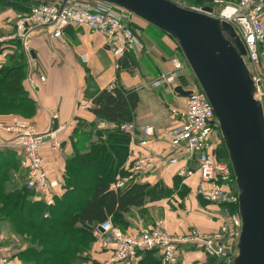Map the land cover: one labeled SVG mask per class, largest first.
Returning <instances> with one entry per match:
<instances>
[{
	"label": "trees",
	"instance_id": "obj_1",
	"mask_svg": "<svg viewBox=\"0 0 264 264\" xmlns=\"http://www.w3.org/2000/svg\"><path fill=\"white\" fill-rule=\"evenodd\" d=\"M185 1L200 8L213 7L215 11L219 5L217 0ZM218 1L226 3L238 0ZM42 3L45 2L0 0V9L3 12L14 10L19 14H26ZM135 24L136 20L132 24L134 30ZM144 29L140 39L145 46L156 44L161 51H168L161 43L166 34L164 31L149 23ZM176 51V56L185 60L180 47ZM138 54L137 51H131L118 59L120 68L112 89H100L93 77H87L84 95L92 101L89 111L96 120L108 126L95 132L85 131L83 125L87 121L82 120L83 125L79 127L80 123L75 128L77 133L76 136L73 134L75 137L72 139L74 154L65 160L59 193L52 192L48 197L29 189L25 180L26 173H20L21 161L16 151L0 149V221L10 223L15 234H26L36 240V244L24 241L25 247L17 254L23 264H101L103 261L92 256L94 244L99 243L93 234L96 226L111 217L125 233L137 234L140 232L137 221L149 220L152 203L170 199L174 192L182 196V193H187L190 189L183 182L187 179L178 175L180 166L172 171L181 160L187 163L189 169L197 170L195 157L189 159L186 155L179 157V161L170 170L174 173L171 185L164 180L150 183L140 178L129 181L120 189H113L111 186L118 177L128 176L132 165L130 154L134 137L125 133L121 126L127 122H135L140 92L139 88H127L120 73H135L143 69ZM153 63L154 61L146 62V65L155 70ZM31 64L19 38L0 42L1 115L10 114L22 120H30L36 116L38 102L31 96L27 81L29 75H33ZM187 66L189 67L188 64ZM160 75L161 73L156 77ZM90 125L93 126L94 122ZM94 134L95 138L92 139ZM219 135L221 143L217 148L213 146L212 154L217 160L230 163L220 132ZM91 172L94 173L92 177L89 174ZM17 176L22 178V182L15 185ZM133 226L135 227L130 230ZM191 229L192 227L187 230ZM99 245L102 247L100 243ZM103 249L110 251L112 255L111 248ZM188 249L196 252L192 253ZM162 263L159 251L153 249L140 251L135 264ZM177 264L226 263L195 246H186Z\"/></svg>",
	"mask_w": 264,
	"mask_h": 264
},
{
	"label": "built area",
	"instance_id": "obj_2",
	"mask_svg": "<svg viewBox=\"0 0 264 264\" xmlns=\"http://www.w3.org/2000/svg\"><path fill=\"white\" fill-rule=\"evenodd\" d=\"M216 2L224 4V9L220 12L214 10L213 15L230 22L247 48L244 59L253 75L257 96L264 108V0ZM135 19L136 16L130 11L108 2L74 0L65 6L61 2H45L34 6L18 22V34L0 36V42L19 35L31 63L29 37L36 31L47 29L52 39L58 38L63 42V30L66 27L84 26L104 37L108 50L116 59L115 67L119 69V58L128 52L140 53L145 49L132 27ZM83 60L86 62L88 59ZM171 63V70L151 79L149 85L153 88L168 87L172 93H175V87L183 86L185 90H191V94L185 96L184 107L172 108L177 122L164 132L170 153L163 164L165 169L170 171L179 161V155H186L189 159L195 157L197 170L183 166L178 169V175L185 179L198 176L196 194L208 203L220 206L221 223L212 231L193 227L188 232L174 234L161 220L151 225L140 222V232L128 234L109 217L96 226L93 232L102 247L112 249L110 259L101 264H135L140 251L153 249L159 251L162 264H177L186 246H195L226 264H234L242 219L233 169L230 163L217 160L212 154L214 143L221 142L220 130L217 122H214L215 114L206 94L199 83L192 81L188 76L187 61L175 56ZM41 80L45 81V77L42 76ZM27 81L33 92L38 84L30 75ZM115 84L116 79L107 88L112 89ZM89 106H92V101L82 105L85 109ZM56 119L58 115L54 112L53 121ZM25 123L14 120L4 125L2 128L8 137L3 141L16 149L21 156L23 154L21 168L26 173L28 188L37 194L50 197L53 192L52 181L43 150L48 148L52 152L59 151L62 149L63 139L57 130L51 128L40 131L36 124ZM121 129L134 137L133 145L137 144V133H141L139 144L143 147L154 137V127L150 125L139 127L136 122H127ZM135 146L132 147V152ZM159 159L163 160L162 157ZM156 167L158 161L154 155H137L133 159L129 175L118 177L111 186L113 189L123 188L129 181L140 179L141 175L153 171ZM10 252L11 248L0 246V264H9Z\"/></svg>",
	"mask_w": 264,
	"mask_h": 264
},
{
	"label": "crops",
	"instance_id": "obj_3",
	"mask_svg": "<svg viewBox=\"0 0 264 264\" xmlns=\"http://www.w3.org/2000/svg\"><path fill=\"white\" fill-rule=\"evenodd\" d=\"M63 37L65 44L61 39H52L49 30L41 29L32 34L30 42L35 55L31 64L32 77L38 84V87L33 92L31 91V96L38 102V111L33 118L34 123L40 131L53 129L55 123L53 122V113H57L58 119L56 120H58L59 125L56 130L63 139V147L59 151L52 152L48 148L43 150L52 181V190L56 193L61 191L60 182L62 181L65 160L74 154L73 143L70 141L73 139L74 129L82 120L87 121L85 125L98 121L95 119L94 114L89 111L90 106L87 109L82 107L83 104H90L91 102L84 95L87 77H93L100 89L107 88L109 84L117 79L115 58L108 51L105 39L101 34L84 26H71L64 29ZM163 41L165 42L164 45L175 50L172 41L168 37H164ZM155 47V49L159 48V46ZM84 58L88 60L85 62ZM154 62L155 66H159V69L166 68V65L161 66L157 61ZM171 66L172 63L169 67L172 68ZM152 71L153 69H149L147 73ZM42 76L45 77V81L41 80ZM120 78L127 88H139L140 103L136 110V124L139 127L146 125L154 127V137L145 147L139 144L141 133H137L135 139L137 144H135L136 146L132 145V147L135 146V149L133 152L131 151L130 159L133 161L137 155L144 153L154 155L157 158L158 167L141 175V180L150 183L164 180L168 185H171L174 175L172 171L179 166L188 168V165L181 160L173 167L172 171H167L163 164L164 161L159 158L164 159L170 153L169 143L164 138V130L166 129L165 126H172L177 122V117L172 114V108L184 107L186 98L177 93H172L168 87L153 88L148 84L144 85L145 78L143 79L140 70L133 75L129 72H122ZM162 93L165 95V99L167 97L171 100L175 99L176 104L167 103V106L166 102L169 100H166V102L160 101ZM16 119L19 118L14 115L0 116V149L9 148L14 150L13 147L3 141L7 139L8 135L2 127ZM101 125L103 128L108 126L105 123ZM23 171V169H20V173ZM186 181H191L194 184V195L188 201V209L184 210L187 215L184 216L179 211H172L169 199H165L150 205V218L148 221L138 220L137 225L139 228L142 221L144 225H148L161 220L168 230L174 234L184 233L190 227H198L205 231L217 229L221 223L220 206L210 204L196 194L198 176L190 177ZM205 203L208 204L207 207H205ZM134 227H131L130 230ZM0 246L11 248L9 264H23L17 258V254L25 247V242L15 235L11 224L6 221H0ZM92 256L96 260L106 261L111 257V252L104 250L96 242Z\"/></svg>",
	"mask_w": 264,
	"mask_h": 264
},
{
	"label": "water",
	"instance_id": "obj_4",
	"mask_svg": "<svg viewBox=\"0 0 264 264\" xmlns=\"http://www.w3.org/2000/svg\"><path fill=\"white\" fill-rule=\"evenodd\" d=\"M23 1L65 6L74 0ZM76 1L122 7L177 42L213 108L236 179L242 228L234 264H264V108L244 59L247 48L234 26L214 16L213 7L196 10L173 0ZM173 91L191 94L183 86ZM58 125L55 120L53 130ZM83 129L90 131L91 125Z\"/></svg>",
	"mask_w": 264,
	"mask_h": 264
},
{
	"label": "rangeland",
	"instance_id": "obj_5",
	"mask_svg": "<svg viewBox=\"0 0 264 264\" xmlns=\"http://www.w3.org/2000/svg\"><path fill=\"white\" fill-rule=\"evenodd\" d=\"M173 1H175V2H177V3H179V4H181V5H184V6H186V7H189V8H194V9H196V10H200V7H196V6H193V5H191V3H189V2H186L185 0H173ZM224 7V4H219L218 5V8H217V11H221L222 9H224L223 8ZM28 13H26V14H19V12L17 11H14V10H10V11H6V12H3L1 9H0V36H11V35H13V34H18V22L21 20V19H23L26 15H27ZM137 21H139V22H137ZM144 28H147V22L145 21L144 22V20H141V19H137L136 20V24H135V35L137 36V38L140 40V42L144 45V43L142 42V40L140 39L141 37H142V34H141V31H143V30H145ZM63 33H64V30H63ZM18 37H16V38H12V39H7L6 41H10V40H13V39H20V36L19 35H17ZM164 37H168L169 39H170V41H172V43H173V45H174V47H175V50H173V49H171L170 48V46L168 47V46H166V45H164V41H163V39H164ZM163 37V39L161 40V43L163 44V46H165V48L168 50V51H161V48H158V49H155L156 47L155 46H157L156 44H152V45H149V46H145V49H143L142 51H140V53L138 54V58L141 60V66L143 67V68H145L147 71L149 70V68H148V66L146 65V62H151V61H157L161 66L162 65H166V70L165 69H159V66L157 65L156 66V69L155 70H153L152 72H148L147 73V71L144 69L143 71H140L141 72V74H142V76H143V79H144V85H149L150 84V82H151V79H153L154 77H156L158 74H162V73H166V71L167 72H169L170 70H171V68L169 67L170 65H171V60H172V58L173 57H175L176 55H177V51H176V49H177V47H179L178 46V44H177V42L172 38V37H170L169 35H167V34H165V36ZM30 38V42H31V38H32V35H31V37H29ZM63 39H64V37H63ZM21 40V39H20ZM64 42V44H65V40L63 41ZM107 47V46H106ZM108 49V48H107ZM109 51V50H108ZM110 52V51H109ZM111 53V52H110ZM114 57V56H113ZM115 63H116V59H115ZM188 64V63H187ZM153 65H156L155 64V62L153 63ZM188 69H189V72H188V76H189V78L192 80V81H197V79H196V77H195V75H194V73L192 72V70H191V68L190 67H188ZM118 70V69H117ZM163 70H165V71H163ZM122 73V72H121ZM121 73H120V75H121ZM130 74H134V72L133 73H130ZM147 74V75H146ZM117 76H118V71H117ZM146 76V77H145ZM198 82V81H197ZM165 95L162 93L161 94V98H160V101H162V102H166V100H169V101H167L166 102V105H167V103H170V104H172V105H174V103L176 104V101H175V99L174 100H171V98H166L165 99V97H164ZM172 105H170V106H172ZM161 106H162V104H161ZM168 106V105H167ZM0 116H12V115H10V114H6V115H1L0 114ZM17 117V116H16ZM17 118H19V117H17ZM16 120H18V121H20V122H26L25 124H35L34 123V120H33V118L32 119H30L29 121L28 120H22L21 118H19V119H16ZM9 123H6L5 125H8ZM102 122H98V121H94V125L92 126L91 125V130H93L94 132L97 130V129H99V128H103V127H101L102 125ZM81 125H83V122L80 124V126L79 127H81ZM85 126V124L83 125V127ZM168 126H170V125H167V126H165L166 127V129H167V127ZM164 127V128H165ZM163 128V129H164ZM165 129V130H166ZM75 130V129H74ZM90 130V131H91ZM165 130H164V132H165ZM76 133H77V131H73V133L72 134H74L75 136H76ZM221 134V133H220ZM75 136H73V137H75ZM95 138V134L92 136V139H94ZM71 142H72V139L70 140ZM221 142H217V143H214V145L216 146V148H217V146L220 144ZM63 147V146H62ZM14 151H16V153H17V150L16 149H14ZM17 155H18V157L20 158V161H21V159L23 158V154H22V156H21V154H19V153H17ZM168 157V155L164 158V159H166ZM164 159H163V161H164ZM133 162V161H132ZM22 169V168H21ZM22 171V170H21ZM89 174H91V176L90 177H92V174H94L93 172H91V173H89ZM89 177V178H90ZM26 180V179H25ZM17 182L19 183V182H22V178H20L19 176H17ZM186 185H187V188H190L189 190H188V192L186 193V191L184 192V193H182V196H180L177 192L175 193H173L172 194V196H171V198L169 199V205H170V207L172 208L171 210L172 211H179V213H183V215L184 216H186L187 214L185 213V211L184 210H186V209H188V201H189V199H190V197L192 196V195H194L193 193H194V191H193V187H194V184H193V182H191V181H183ZM208 206V204L207 203H205V207H207ZM191 228V227H190ZM189 228V229H190ZM193 228V227H192ZM188 230H186L185 232H187ZM15 233V232H14ZM18 238H20V239H22V240H24L26 243L28 242L29 244H36V240H34L33 238L31 239V237L29 236V235H26V234H21V235H19V234H15ZM189 251H190V249H188ZM190 252H192V253H194V252H196V251H190ZM40 260V259H39ZM41 261H43V259H41ZM82 264V263H81ZM93 264V263H92Z\"/></svg>",
	"mask_w": 264,
	"mask_h": 264
},
{
	"label": "bare ground",
	"instance_id": "obj_6",
	"mask_svg": "<svg viewBox=\"0 0 264 264\" xmlns=\"http://www.w3.org/2000/svg\"><path fill=\"white\" fill-rule=\"evenodd\" d=\"M32 51V47H31V43H30V52ZM31 58H32V56H31ZM53 122H55V121H53Z\"/></svg>",
	"mask_w": 264,
	"mask_h": 264
}]
</instances>
